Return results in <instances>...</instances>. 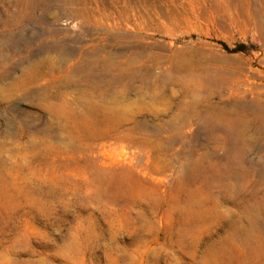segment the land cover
Instances as JSON below:
<instances>
[{"label":"rangeland","instance_id":"1","mask_svg":"<svg viewBox=\"0 0 264 264\" xmlns=\"http://www.w3.org/2000/svg\"><path fill=\"white\" fill-rule=\"evenodd\" d=\"M86 1L0 0V264H264V187L247 174L264 144L224 148L206 118L172 129L167 104L150 100L156 82L216 105L229 91L214 81L241 57L250 102L264 0ZM103 9L114 15L99 24ZM38 44L52 50L32 56ZM122 54L136 59L123 73L148 85L115 105L83 77ZM44 59L54 65L43 77ZM84 60L92 68L77 71ZM240 114L262 143L256 118Z\"/></svg>","mask_w":264,"mask_h":264},{"label":"bare ground","instance_id":"2","mask_svg":"<svg viewBox=\"0 0 264 264\" xmlns=\"http://www.w3.org/2000/svg\"><path fill=\"white\" fill-rule=\"evenodd\" d=\"M77 1L80 4H83L85 6L87 4L86 0H77ZM82 10L83 11H80L78 14L80 17L85 19V15L88 14V11L86 9H82ZM113 10L114 9H111L110 11L109 9L108 10L103 9V11L101 10L98 11L97 14L98 13L102 14L101 18L99 14L98 15L91 14V15L97 23L102 24L103 19H104L103 15H106V13H109V15L112 16L114 15ZM228 10H230L229 7H228ZM39 46L40 45L38 44L37 45L38 50L36 52L34 51L31 52L32 56H36L37 54H46L47 52L52 50V47L46 48V46L41 45L39 49ZM96 55H99V53L98 54L96 53ZM102 57L103 58L101 60H99V58L95 60L96 62L95 66L97 68V71L96 72H92V71L85 72L83 80L84 82H86V84L87 83L90 85L92 84L91 87L96 88L97 90H99V92L101 91L99 95L104 102L111 100L114 102L115 105H119L123 101L128 100V96L130 92L137 90L136 87L134 86L136 83L140 84V88H138L139 91L140 89H143L144 87L148 85L147 82H145L144 79L138 74H130L129 72L128 74L123 73V71H125L126 68H129V69L133 68V66L136 63V59H133L132 57L126 54L119 55L116 57V59L122 58L123 60L120 63L113 62L114 64L113 67L107 66V68L109 69L108 72H105V71L102 72V71H99L100 70L99 67L101 68L103 65L102 63L105 64V61H106L105 59L109 58L107 56H102ZM244 60L245 59H242L241 57L239 59H227V62L230 65H234V66L229 65L230 68L231 69L233 68V69L227 71L229 75L228 79L226 78L223 79L221 77L218 80H215L214 83L224 84V86L228 89L229 93L227 95H224V94L221 95L219 98L220 101L216 105H210L209 95L201 99L193 98L190 93L184 94L181 97L177 96L176 98L174 96L167 95V91L169 92V90H167L164 86L161 87L156 82L152 86L154 88V93L153 95H151L150 100L155 103L163 102L167 104L168 113L170 112L169 127L172 129H176L174 126V124H176L175 122H177V124L179 125V129H187L193 124L194 119L206 118L208 123L210 124V128H209L210 135H217V134L220 135V137H217L215 139L211 138L212 139L211 141L213 143L222 144L224 148H227L229 145L239 142L241 151H246L250 148H254L253 145L257 143L263 145L264 138H263L262 143L260 141L257 142L256 140H253L251 138V136L254 134L253 130L243 129L246 126V122H245L243 115L240 114V110H241V113H242V110L243 111L246 110V112H249L251 115H253L256 118L258 122V124H256L257 132L260 134H263L264 136V93H261L262 89L260 87L262 84H264V75L262 74L261 71L256 70V74L258 75L259 80L257 81V83L255 82V87L254 85L252 87V85L249 84L251 86L248 87L247 89L248 94L252 96L251 98L252 100L250 102L249 101L243 102L242 96L240 94V90L241 88H243V86H245V84L252 82L250 76L247 75L245 71L243 70V68L241 67V62H244ZM53 65H54L53 62L50 59H44L43 61H41L37 65V68L40 71L39 72L40 75L44 77L46 75L44 69L46 67H50ZM92 66L93 65H90L87 60H84L82 65L79 68H77V71L82 70V69L83 71L84 70L86 71L87 67L89 69V67L92 68ZM118 67L119 69H122V70L119 71V73L114 72V70H116ZM9 75H10V72H7V76ZM47 89L48 88L46 87V90ZM181 91L183 92V90ZM43 92L46 93V91H43ZM143 100H144V97L137 99V101H143ZM132 103H131V106H132ZM142 112L143 111H139L133 117L140 116ZM154 116L157 119H161L160 114L158 113H154ZM136 125H137V128L140 130H150V127L145 122H142V120L137 121ZM123 126H124V122H119L116 125V128L118 129ZM175 142H176V137H172L169 144L173 145L175 144ZM248 170L249 171L247 172V174L250 176H254L257 179L259 186L264 187V161L258 170H251V169H248ZM260 190H261L260 188L257 189L256 193H258Z\"/></svg>","mask_w":264,"mask_h":264}]
</instances>
